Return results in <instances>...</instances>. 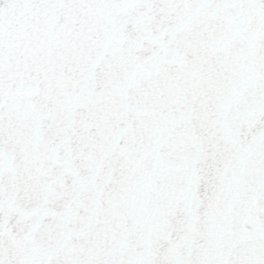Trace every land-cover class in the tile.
Returning a JSON list of instances; mask_svg holds the SVG:
<instances>
[{
	"label": "water",
	"instance_id": "1",
	"mask_svg": "<svg viewBox=\"0 0 264 264\" xmlns=\"http://www.w3.org/2000/svg\"><path fill=\"white\" fill-rule=\"evenodd\" d=\"M0 264H264V0H0Z\"/></svg>",
	"mask_w": 264,
	"mask_h": 264
}]
</instances>
